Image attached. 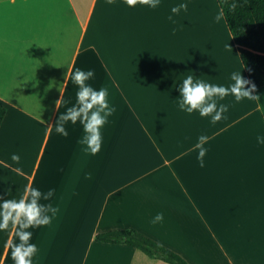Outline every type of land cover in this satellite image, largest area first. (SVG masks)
<instances>
[{
  "label": "crops",
  "instance_id": "0c3cea01",
  "mask_svg": "<svg viewBox=\"0 0 264 264\" xmlns=\"http://www.w3.org/2000/svg\"><path fill=\"white\" fill-rule=\"evenodd\" d=\"M68 65L94 69L115 109L96 154L79 121L67 137L54 127L76 102L71 74L59 91ZM232 71L249 79L217 0H0V199L55 189L51 223L29 229L33 264H168L100 239L122 230L188 264H264V87L260 99L218 101L229 107L215 124L178 107L184 77L227 86ZM8 231L0 264H14Z\"/></svg>",
  "mask_w": 264,
  "mask_h": 264
},
{
  "label": "clouds",
  "instance_id": "9594fccd",
  "mask_svg": "<svg viewBox=\"0 0 264 264\" xmlns=\"http://www.w3.org/2000/svg\"><path fill=\"white\" fill-rule=\"evenodd\" d=\"M136 0H127L129 6H133ZM161 0H145L150 8H157ZM186 3H180L171 8L172 13H178L180 9H186ZM169 19H172L169 16ZM78 86L76 88V102L61 113L58 117L55 130L57 133L67 137L68 131L65 127L67 122L76 124L78 121L82 125L83 135L80 143L86 145L87 150L92 154L101 151L103 146L102 129L108 121V117L115 111L110 106L108 100V89L100 87L97 89L90 83L95 77L94 69L76 68L74 71L68 65V73L65 81L59 85V91L64 93L67 82ZM231 83L229 85L210 83L193 75H187L179 85L180 97L178 107L180 110L193 114L197 112L201 117H208L212 124L227 119L225 113L228 112V105L219 103L225 97L231 95L236 102L244 99H260L258 95H253L256 85L246 79L242 71H232L230 74ZM54 86V85H50ZM58 101V106L59 103ZM51 128V127H49ZM209 137L201 134L194 145L198 149L197 159L200 166H204L203 157L207 152L204 146ZM257 142L264 144V136H257ZM13 161L20 159L19 155H11ZM19 192V191H18ZM55 189L41 191L38 187L25 185L23 192L18 196H11L10 199H0V232L8 231L9 239L3 244L4 248L11 246V257L14 264H33V258L38 252V246L32 242L33 231L29 229L38 228L51 223L57 209L49 201L54 195ZM11 195V189H9ZM162 212L156 213L152 223L163 221ZM16 237L14 242L11 237Z\"/></svg>",
  "mask_w": 264,
  "mask_h": 264
},
{
  "label": "trees",
  "instance_id": "16d2710c",
  "mask_svg": "<svg viewBox=\"0 0 264 264\" xmlns=\"http://www.w3.org/2000/svg\"><path fill=\"white\" fill-rule=\"evenodd\" d=\"M225 22L238 47L241 61L256 88L264 87V0H217ZM6 108L0 107V128ZM109 243L124 242L151 258L168 264H188L177 254L134 231H115L100 236Z\"/></svg>",
  "mask_w": 264,
  "mask_h": 264
}]
</instances>
